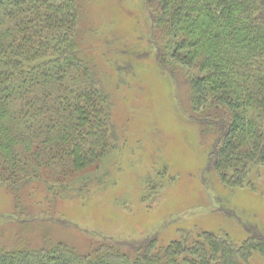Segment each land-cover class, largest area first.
Here are the masks:
<instances>
[{
  "label": "trees",
  "instance_id": "16d2710c",
  "mask_svg": "<svg viewBox=\"0 0 264 264\" xmlns=\"http://www.w3.org/2000/svg\"><path fill=\"white\" fill-rule=\"evenodd\" d=\"M148 2L158 64L189 85V115L213 140L211 169L225 186L256 190L251 176L264 170V0ZM81 10L79 0H0V186L18 208L26 189L46 191L55 206L86 194L119 146L112 94L80 43ZM28 222L21 219L16 237L0 241V264L264 258V233L251 225L241 242L226 232L185 230L166 244L103 238L80 246L49 235L33 243Z\"/></svg>",
  "mask_w": 264,
  "mask_h": 264
},
{
  "label": "rangeland",
  "instance_id": "374dc122",
  "mask_svg": "<svg viewBox=\"0 0 264 264\" xmlns=\"http://www.w3.org/2000/svg\"><path fill=\"white\" fill-rule=\"evenodd\" d=\"M79 3L80 43L112 94L119 146L92 190L57 206L46 191L26 189L18 208L0 186V241L16 237L23 218L33 243L49 235L80 246L103 238L130 244L156 237L166 244L185 230L226 232L241 242L250 225L264 233V170L252 174L253 190L225 186L211 169L213 140L189 115V85L158 64L148 0ZM251 264L264 258L254 253Z\"/></svg>",
  "mask_w": 264,
  "mask_h": 264
}]
</instances>
